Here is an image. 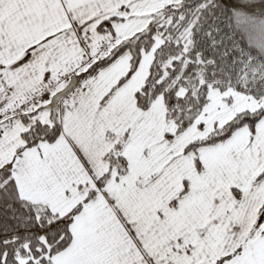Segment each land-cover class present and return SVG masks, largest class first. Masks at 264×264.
Instances as JSON below:
<instances>
[{
	"label": "snow or ice",
	"instance_id": "6c2138e0",
	"mask_svg": "<svg viewBox=\"0 0 264 264\" xmlns=\"http://www.w3.org/2000/svg\"><path fill=\"white\" fill-rule=\"evenodd\" d=\"M0 264H264V0H0Z\"/></svg>",
	"mask_w": 264,
	"mask_h": 264
}]
</instances>
